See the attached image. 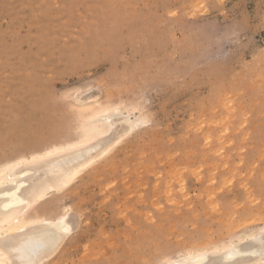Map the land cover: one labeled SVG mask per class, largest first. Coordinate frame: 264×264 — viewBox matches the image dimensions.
<instances>
[{"label":"rangeland","instance_id":"rangeland-1","mask_svg":"<svg viewBox=\"0 0 264 264\" xmlns=\"http://www.w3.org/2000/svg\"><path fill=\"white\" fill-rule=\"evenodd\" d=\"M106 108L144 123L48 198L74 229L45 264L264 242V0H0V167Z\"/></svg>","mask_w":264,"mask_h":264},{"label":"bare ground","instance_id":"bare-ground-1","mask_svg":"<svg viewBox=\"0 0 264 264\" xmlns=\"http://www.w3.org/2000/svg\"><path fill=\"white\" fill-rule=\"evenodd\" d=\"M141 123L144 122L138 116L134 119L131 114L106 108L96 114L90 138L1 166L0 261L45 264L54 258L74 228L68 214L50 215L54 209L47 207L46 201L69 189L84 171L109 155ZM117 126L121 128L117 130ZM261 234L253 233L210 251L192 252L173 264L261 262L264 259Z\"/></svg>","mask_w":264,"mask_h":264}]
</instances>
